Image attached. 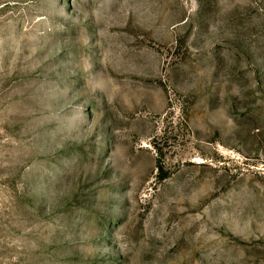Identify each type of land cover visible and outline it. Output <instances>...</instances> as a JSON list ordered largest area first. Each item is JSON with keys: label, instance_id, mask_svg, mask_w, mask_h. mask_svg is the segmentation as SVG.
<instances>
[{"label": "rangeland", "instance_id": "374dc122", "mask_svg": "<svg viewBox=\"0 0 264 264\" xmlns=\"http://www.w3.org/2000/svg\"><path fill=\"white\" fill-rule=\"evenodd\" d=\"M0 264H264V0H0Z\"/></svg>", "mask_w": 264, "mask_h": 264}]
</instances>
